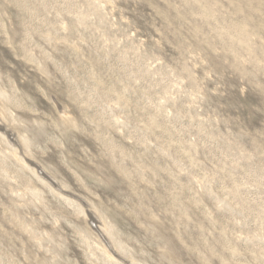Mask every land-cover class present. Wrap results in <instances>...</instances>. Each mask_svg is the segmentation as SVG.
<instances>
[{"label":"rangeland","instance_id":"1","mask_svg":"<svg viewBox=\"0 0 264 264\" xmlns=\"http://www.w3.org/2000/svg\"><path fill=\"white\" fill-rule=\"evenodd\" d=\"M0 264H264V0H0Z\"/></svg>","mask_w":264,"mask_h":264}]
</instances>
